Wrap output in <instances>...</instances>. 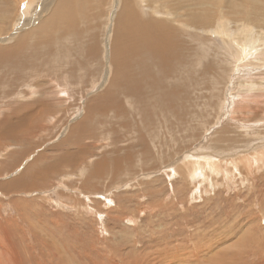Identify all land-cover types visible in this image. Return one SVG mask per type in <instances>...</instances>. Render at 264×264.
I'll return each instance as SVG.
<instances>
[{
    "label": "rangeland",
    "instance_id": "374dc122",
    "mask_svg": "<svg viewBox=\"0 0 264 264\" xmlns=\"http://www.w3.org/2000/svg\"><path fill=\"white\" fill-rule=\"evenodd\" d=\"M114 1L108 0L105 16L98 15L99 27L96 15L86 24L101 32L95 59L69 40L71 74L70 65L56 74L36 73L27 64L34 58L30 42L19 58L21 75L0 63V124L9 116L18 119L24 107L46 110L44 126L27 129L26 142L0 138V264H264V0L136 1L187 37V61L195 62L191 76L175 65L179 77L173 86L169 78L176 77L154 72L147 57L131 60L190 95L165 103L163 111L148 106L147 121L140 103L121 93L102 96L112 74ZM45 2L0 0L1 48L27 29L32 34L46 16H35ZM52 44L50 39L47 54ZM49 62L53 66L56 59ZM120 74L123 80L130 73ZM156 89L162 90L157 84L147 95H156ZM106 102L114 109L94 113L86 129L70 136L86 107L97 111ZM75 142L81 158L73 166ZM29 144L41 147L32 150ZM37 157L44 160L26 176ZM97 162L101 172L93 176ZM67 170L71 176H65Z\"/></svg>",
    "mask_w": 264,
    "mask_h": 264
},
{
    "label": "bare ground",
    "instance_id": "6f19581e",
    "mask_svg": "<svg viewBox=\"0 0 264 264\" xmlns=\"http://www.w3.org/2000/svg\"><path fill=\"white\" fill-rule=\"evenodd\" d=\"M45 1H46L45 5L42 6V9L35 16H38V18H40L39 16L41 15V12H44L46 16L43 19L42 17L39 19V21L37 22L38 26L35 25L37 27L34 31L31 32L32 34L28 35L27 33L30 32L31 30L27 29V31L20 34L19 36L6 40V42H8V45L6 47L4 48L0 47V63H2V65L3 63L5 65L9 63L11 66H13V68L14 67L19 68V69L16 68V71L19 75L22 74V70L20 69L23 68V66L19 61V58L26 55L25 54L26 50L24 49L23 46L27 42H30L32 44L28 51H30L34 55V58H32V60L30 59L31 61L27 64L32 65L33 68H36L37 69L36 73H39L43 69H45L51 72L52 74H56L57 71L66 69L68 65H70L69 68H67L69 69L68 73H70L72 70L71 60L70 63H67V60L70 57L69 56L70 52L68 53L66 51L69 40H73L74 42L72 48H74L75 50L77 49V47L78 49L79 47L80 49L83 48L85 50V53L88 54L91 59L96 58L97 53L95 54V51L97 50V45H95L94 42L98 40V37H100L101 34V32L97 30L101 22L99 16L101 15L105 16V12H103L102 10H104V8L106 7L108 0H45ZM136 1L137 0L114 1L115 8L117 5L118 6L116 8L117 12L115 13V16L113 18L114 23H112L113 25L110 31L109 48L107 47L109 52L108 63H109V68H111L110 70L112 74H111V79H109L111 80L110 85L102 96H104L106 99H110L112 96H116L115 93L116 94L121 93L126 98L128 99L130 98L131 101H134L135 103H140V105L142 106L141 110L144 114V119L147 121L150 118L148 106L158 105L160 109L163 111L165 109L164 108L165 106H163L165 103L169 102L168 104H171V100L173 99L176 101L180 100L181 94H183L186 98L190 96L187 92L183 91V88L177 89L174 87H170V85H172L170 83H173L174 86L175 81L178 80L179 77L175 70L176 64L182 65V67L186 69L187 75L191 76L193 73L195 62L188 63L187 61V53H186L187 50L186 44L188 42L187 37H185V39L183 40L182 37L178 36L179 34L177 33V31L172 30L171 26L168 23H165L166 21L164 20V18H155L157 12L154 11L153 7L151 9L152 12L149 11L150 13L148 14L147 12L148 8H146V6H144L145 8L140 7L137 4L138 1L137 2ZM143 1L146 2V0ZM194 1H195L194 3L197 4L199 3L198 0H194ZM186 2H188V0H186ZM231 8H234V6H231ZM143 12L145 13L143 14ZM94 15H96L95 17H97L98 20L96 21L95 24L98 26L97 29L94 24H93L94 27L92 28L86 25L95 20ZM189 20L192 21L194 19L192 17V19L189 18ZM195 20L202 21V19L198 17H196ZM83 25L85 26L82 27ZM81 30L84 32L83 34L84 37H78L79 35H81ZM89 31L97 32V34L95 33L96 34L95 35L94 33ZM64 38L66 41V45L63 46L62 39ZM50 39H53V44L50 45V50L48 51L47 54L45 49L48 47V42ZM42 54H44L45 60L41 58ZM55 54H57L61 58H55ZM188 56L194 58L196 61L201 59L200 57L201 54L191 53ZM119 57L121 61H119ZM143 57H147L148 60L153 64V66L155 67L154 72L158 74L161 73V75L163 74L174 75L176 78H169L170 83H166L162 77L157 76L156 78L155 74L149 71V69H147L146 67H137L131 63L132 59L139 60L140 58ZM36 58L39 59V61L44 60L45 63L38 62ZM51 59H56V62H54L55 64L53 66L52 63L49 62L51 61ZM73 61L75 60L73 59ZM2 65H0V68L2 67ZM210 67H211L210 65L209 67L207 66L204 67V71L207 75H208L207 71L210 70ZM122 72H129L130 74L127 75L126 79L122 80L121 79L122 77H120L121 75L120 73ZM205 73L203 74L205 75ZM56 79L58 80L57 77ZM52 80L54 79L52 78ZM71 81L74 83L75 80H71ZM157 84L158 87H161L162 89L161 92H158V90L156 89L155 90L156 95H152V96L147 95V93L150 92V88H155ZM178 85L184 87L183 83ZM172 90L178 92H172ZM102 98L97 96V99L99 100H102ZM109 106L111 109H114V107H111L114 106V104H107V102L106 105L98 107L97 111L94 105L93 107L91 106L86 107L85 113L82 112L81 114V118L79 119L80 122L72 129H70V133H69L70 136L71 133L75 131V129L77 130L86 129L90 125V121L93 119L94 113H99L101 115L106 114L107 108ZM37 107H39V105H37ZM41 107L42 109L41 108L32 109L30 110V112L26 109V107H24L20 111L16 112L17 114H20V116H18L19 118L15 120H13L12 116H9L4 124H0V138L1 139L7 138L12 143L21 144V142L23 141L20 142V140H18V138L20 137L22 139L24 138L23 140H25L26 142L27 137L29 136V131H27V129L29 130L35 129L39 126H44L45 124L46 110H44L45 107L43 106ZM131 107H133V105ZM162 107L164 109H162ZM167 107L169 108V106ZM103 108H104V112H101ZM123 110L124 108H121L120 110L118 109L117 111L115 110L112 111H115L117 114L116 117H118V116H122L121 113H123ZM28 113H30V115H27ZM128 114L130 115V113ZM38 115H40V117ZM134 115H136V113ZM185 116L186 114L183 115L184 120H185ZM126 124L128 125L127 122ZM145 128H147V126L144 127V129ZM226 135L227 134H225L224 136ZM139 139L142 140L141 137ZM83 140L84 141L90 140V137H83ZM213 141L212 143L214 145V143L217 141L214 142ZM218 143L215 145L218 146ZM78 144L80 143L78 142ZM164 145L168 146L167 144ZM226 145L228 146V144H225V146ZM38 146L33 147L32 145L29 144V147H31V149L37 148ZM76 146L77 143L75 142L74 144L75 159L71 161L73 162L74 160H77L75 161V165L80 162L79 158H81L77 156L79 155L77 153L80 152H77ZM40 147L41 145L38 148ZM132 148L133 146L129 145L125 152V155L129 157L128 159L129 168L131 163H133L131 162V160H133L134 157V155L130 153ZM141 152L142 154H147L148 150L144 149L141 150ZM116 153L117 152H115V154ZM43 160L44 159H42L41 157H37L36 160L33 159V161L29 164L28 168L25 171V173H27L26 176L36 165H38ZM72 164L74 166V162ZM100 164L101 162H97L93 166L92 169L93 176H96V173L101 172ZM119 164H120L119 160L114 161V165H115L114 169L116 171H118L121 168L119 167ZM50 166H51L50 164L47 165V167ZM192 167L195 168L194 164H192ZM22 181H19L16 184H19Z\"/></svg>",
    "mask_w": 264,
    "mask_h": 264
},
{
    "label": "crops",
    "instance_id": "0c3cea01",
    "mask_svg": "<svg viewBox=\"0 0 264 264\" xmlns=\"http://www.w3.org/2000/svg\"><path fill=\"white\" fill-rule=\"evenodd\" d=\"M67 169H69V168L67 167ZM71 174H72V173H70L69 170H67V171L65 172V176H66V177L71 176ZM12 185L15 186L14 184H12ZM76 185H77V182H76Z\"/></svg>",
    "mask_w": 264,
    "mask_h": 264
}]
</instances>
